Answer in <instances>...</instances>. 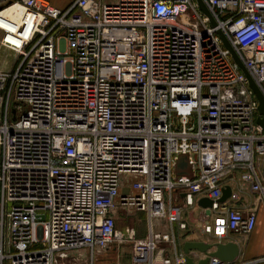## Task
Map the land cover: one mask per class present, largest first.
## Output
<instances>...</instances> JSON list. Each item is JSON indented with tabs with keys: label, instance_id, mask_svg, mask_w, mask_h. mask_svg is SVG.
Wrapping results in <instances>:
<instances>
[{
	"label": "built area",
	"instance_id": "obj_1",
	"mask_svg": "<svg viewBox=\"0 0 264 264\" xmlns=\"http://www.w3.org/2000/svg\"><path fill=\"white\" fill-rule=\"evenodd\" d=\"M202 2L215 25L197 0H0L18 10L0 26L17 55L0 69V264H77L81 249L93 264L125 242L134 264H185L173 225L191 206L218 238L253 230L236 192L217 201L237 176L264 202L258 101L217 30L264 96V0ZM180 155L191 175L174 174ZM117 208L144 213L143 238Z\"/></svg>",
	"mask_w": 264,
	"mask_h": 264
},
{
	"label": "crops",
	"instance_id": "obj_2",
	"mask_svg": "<svg viewBox=\"0 0 264 264\" xmlns=\"http://www.w3.org/2000/svg\"><path fill=\"white\" fill-rule=\"evenodd\" d=\"M68 2L69 0L67 2L60 1L58 3H52L59 7H62L65 6ZM254 163L261 180L264 181V155L260 157H255ZM228 183L231 186L232 190L239 195V199L228 201V205L231 207L240 208L244 212L255 211L256 223L253 230L249 234H236L232 232H227L222 237L218 238L212 233L204 232L202 229L203 223L211 222L214 217V214L212 213L208 217H206L205 214L207 212L197 206H191L185 208L181 215V220L186 223V228L182 230L178 228L177 224L173 225L176 237V248L178 252H182V243L187 240H202L206 242L234 241L238 243L240 249V253L237 257V260L252 258L256 259L264 256V202L260 201L256 194L252 193L249 190L247 185L241 183L237 176H233L231 179H229ZM162 226L163 228H158V230H166L168 228V224H162ZM123 228L124 227L120 229ZM135 231L136 237L141 239L146 234L147 227L145 234L141 232L140 235H138L136 229ZM84 255H88L90 261V256L86 249H81L73 253L72 259L76 261L77 264H84V259L79 258V256L84 257ZM165 255H172V251L170 250V248L166 250ZM196 256L200 257L202 256V254H196ZM92 263L134 264L131 261V244L126 242L122 244H115L110 246L105 251L96 252L92 258Z\"/></svg>",
	"mask_w": 264,
	"mask_h": 264
},
{
	"label": "water",
	"instance_id": "obj_3",
	"mask_svg": "<svg viewBox=\"0 0 264 264\" xmlns=\"http://www.w3.org/2000/svg\"><path fill=\"white\" fill-rule=\"evenodd\" d=\"M200 8L202 11L207 14L211 20L212 25H215L214 20L212 19L209 11L205 7L202 0H197ZM218 36L222 39L224 46L229 50L231 53L234 61L238 64V66L241 68L243 73L245 74L247 80H248V86L253 91L257 101V111L258 116L256 118V122L262 127L264 130V96L259 90L258 86L254 82V80L251 78L245 67L243 66L242 62L240 61L239 57L237 56L235 50L231 46V44L227 41L225 36L220 30H217ZM10 119L12 121L15 120V111L14 109H11V116ZM188 166L187 165V158L185 155H180L178 157L176 167L178 168H184ZM182 174V173H180ZM231 186L229 184H226L221 189V196L218 198V202L224 203L228 199L231 193ZM128 192L127 187H123L121 189V194L124 195ZM212 201L207 197H201L197 200V205L202 208H208L211 206ZM182 253L184 257V263L185 264H207L210 257H215L219 261L222 262H232L237 259L240 253L239 245L238 243L234 241H226V242H220V241H212V242H206L202 240H187L182 243ZM199 254H202V256L198 257L196 256Z\"/></svg>",
	"mask_w": 264,
	"mask_h": 264
},
{
	"label": "rangeland",
	"instance_id": "obj_4",
	"mask_svg": "<svg viewBox=\"0 0 264 264\" xmlns=\"http://www.w3.org/2000/svg\"><path fill=\"white\" fill-rule=\"evenodd\" d=\"M54 3H58L60 1H68V0H51ZM7 2H4L3 4H6ZM1 34V31H0ZM17 55L14 54L10 50L4 49L2 46H0V69H8L14 65L16 62ZM206 91V89H204ZM10 118V116H9ZM175 175H179L180 173H184L187 175H191L190 167L186 166L184 168H178L175 167L173 170ZM114 216L116 219V225L119 228L125 227V226H132L134 227L138 235H140L141 232L145 234L146 232V227H147V221L144 216V213L136 211L135 209L132 208H117L114 211ZM160 224L156 228H163L162 221H159ZM161 225V226H160ZM145 236V235H144ZM138 238V237H137ZM80 259H84V264H89V258L88 255H84V257L79 256ZM94 264V263H93Z\"/></svg>",
	"mask_w": 264,
	"mask_h": 264
},
{
	"label": "bare ground",
	"instance_id": "obj_5",
	"mask_svg": "<svg viewBox=\"0 0 264 264\" xmlns=\"http://www.w3.org/2000/svg\"><path fill=\"white\" fill-rule=\"evenodd\" d=\"M17 13H18L17 5H11L9 7L6 6L5 9L0 12V26H3V27L8 26V24L4 22L5 20H3L1 16L15 20Z\"/></svg>",
	"mask_w": 264,
	"mask_h": 264
}]
</instances>
